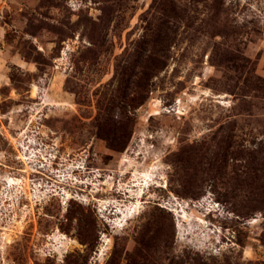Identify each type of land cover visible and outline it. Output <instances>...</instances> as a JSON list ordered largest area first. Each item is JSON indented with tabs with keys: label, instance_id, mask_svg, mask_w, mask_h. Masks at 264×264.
I'll list each match as a JSON object with an SVG mask.
<instances>
[{
	"label": "rangeland",
	"instance_id": "rangeland-1",
	"mask_svg": "<svg viewBox=\"0 0 264 264\" xmlns=\"http://www.w3.org/2000/svg\"><path fill=\"white\" fill-rule=\"evenodd\" d=\"M0 264H264V0H0Z\"/></svg>",
	"mask_w": 264,
	"mask_h": 264
}]
</instances>
